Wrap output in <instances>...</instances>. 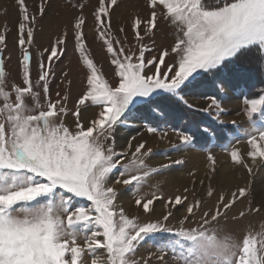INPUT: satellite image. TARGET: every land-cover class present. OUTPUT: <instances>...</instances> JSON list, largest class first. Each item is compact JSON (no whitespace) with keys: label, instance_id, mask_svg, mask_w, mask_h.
Here are the masks:
<instances>
[{"label":"snow or ice","instance_id":"6c2138e0","mask_svg":"<svg viewBox=\"0 0 264 264\" xmlns=\"http://www.w3.org/2000/svg\"><path fill=\"white\" fill-rule=\"evenodd\" d=\"M17 3L22 17L17 27L21 58L11 91L6 90L7 31L0 32V264H264V234L258 239L247 230L237 240L225 231L230 221L259 214L264 208V201L253 207L251 184L237 185L230 193L217 192L209 184L198 193L194 179L192 189L185 187L182 194L165 198L158 194L157 184L145 196L143 187L171 165L150 166L147 159L153 150L146 147L147 140L135 136L125 150L115 151L118 125L148 121L146 132L155 134L160 131L156 125L166 122L172 109L195 108L187 97L205 95L202 89L208 84L214 89L219 84L217 95L207 96L208 106L196 110L214 109L220 124L225 123L220 120L225 108L218 93L229 86V73L236 75L242 66L251 65L264 75V0H145L143 15L130 24L136 41L155 36L161 22L174 32L170 48L155 56L147 55L154 50V41L151 46L140 43L137 55L125 54L116 40L117 51L108 33L120 5L118 0H98L92 14L93 39L103 41L115 66L108 79L86 54L85 5H72L81 11L73 15L71 35L66 29L50 49H44L46 59L43 54L35 58V80L34 56L27 46L34 44L37 20L47 15L52 2L39 0L35 13L29 12L25 0ZM73 40L87 70L85 86L72 97V80H67L64 93L56 92L57 99H52L55 63ZM173 56L176 59L166 60ZM70 100H74L71 109ZM243 103L251 122L245 132L248 151L242 154L231 144L223 151L234 166L254 176V170L264 166V90ZM91 109L98 110L83 116ZM69 115L72 123L66 120ZM177 135L180 144H173V149L192 145L191 135L184 131ZM207 161L214 173L217 162L210 150ZM117 169L119 176L113 177ZM199 183L203 185L204 180ZM121 188L135 193L139 215L130 218L117 203ZM213 198L214 203L204 210L205 200ZM156 201H163L159 216ZM245 201V208L236 207ZM179 208L184 213L177 217ZM173 219L175 225L170 223ZM146 244L155 252L140 256Z\"/></svg>","mask_w":264,"mask_h":264},{"label":"rangeland","instance_id":"374dc122","mask_svg":"<svg viewBox=\"0 0 264 264\" xmlns=\"http://www.w3.org/2000/svg\"><path fill=\"white\" fill-rule=\"evenodd\" d=\"M51 2L52 7L47 11V15L44 18H38L37 20L36 27L34 29V44L32 46H27L28 50L32 52L34 56L32 71L33 79L35 80L38 78L35 58L43 54L44 58L46 59L48 53L45 52L44 49H50L51 45L60 35L63 34L66 29L71 35L70 24L72 22L73 15L78 14L81 11L79 8H73L72 5L79 4L85 5V8L83 9L86 18V27L84 31L88 36V40L86 41L88 44L86 54H88L89 57L97 63V66L101 69V71L106 73V68L114 69L115 66L111 64V57L106 52V48L103 46V41L99 39H93L95 26L92 14L94 13L96 6H98V0H51ZM144 3L145 0H118V4L120 5L119 8H115V6H113V8H115V12L111 17V31L108 33V35L113 40V46L117 49V51L119 50V45L115 43L116 40L121 41V44L125 49V54L135 52L138 55L140 43L151 46L153 41L155 42L154 50L150 54H147L151 56L157 55L161 49L166 47L170 48L172 45L174 41V32L163 22L160 23V31L156 32L155 36L145 37L142 42L136 41L130 24L131 20L137 15H143ZM25 4L27 5L30 13H35L38 8L39 0H25ZM47 16L51 18L54 17V25L52 28L46 27L44 24V20ZM21 19L22 17L19 11L17 0H0V32L7 31L8 39V49L4 53L7 65V91H11V84L14 82L15 75L18 70L19 58H21V49L17 45V27L18 22ZM121 27L125 29L124 32L120 31ZM125 37H127V39H125ZM9 56L11 57L10 62H8ZM173 59L176 58L174 56L171 58H166L168 62H171ZM107 60H109V62ZM252 68L254 69V67ZM86 71L87 70L83 65V61L80 58L79 52H77L74 48V40L69 41L66 51L55 63L56 75L55 78L50 82V93L52 99H57L55 95L56 92H60L61 94L64 93L68 87L67 80H72L71 95L72 97H76L77 93H79L85 86L84 74ZM63 72H67L69 74L67 78L62 75ZM111 74V71H109L105 78H110ZM228 79L230 81L229 86L226 89L220 90L218 93V98L221 100L222 106L225 108V113L221 115L220 120L225 121V123L220 124L219 120L216 118L214 109L210 110V112L196 110L208 106L210 101L207 99V96L217 95V90L220 88L219 84H217L215 89L212 86H206L204 89H202V91L205 92V95H193L187 97L189 102L195 105V108L187 109L183 106H179L172 109V115L168 118V120L156 125L160 129V131L157 133L149 134L146 132V125L148 121L138 120L124 122L118 125L115 129V141L117 130L122 128L132 134L131 137L135 136L138 137V140H147L148 142L146 147L148 148H150V146L152 147V143H154V141H156V144L158 142V146L155 145L152 147L153 155L147 159V163H149V165L152 167H159L162 164L158 165L157 163H154L153 160L161 159L164 162L163 164H170L171 166L166 171L164 170L161 174L155 175L156 177L154 176V178L157 179L158 177H163L165 175H169L170 173H174L173 171L180 172L182 174L184 173L185 175L189 174L185 172L187 167L185 156L192 152L198 162L197 171L200 169L201 173V179H199V176L197 178H191V182L194 179L197 182L195 187L198 193H202L209 184H211L217 192L223 191L225 193H230L231 191L235 190L237 185L244 186L245 184H251L254 187L255 196L253 207H259L261 202L264 201V194L260 195L257 193L256 188L259 186L264 190V166H258L254 170L255 175L248 176L246 170L232 164L230 156L227 152L223 151V148L231 144L234 147L240 148L242 154L248 151L245 132L250 129L251 122L248 120L247 116L244 115L243 109L245 105L243 101L245 98H257L261 93V90H264V88L261 86L257 87V84L255 83L254 86L256 87L251 89V91H248L245 86H242L245 83L243 79L246 80L247 77L239 76L238 74H236V76L228 77ZM262 81L264 82V80ZM240 84L242 87L238 88ZM260 84L264 86V84ZM0 103H2V100H0ZM73 104L74 100H70L68 107L71 109ZM190 112L201 114V117L194 116L196 119L193 117L191 123L187 124L186 121L188 120V115ZM156 114L161 116L163 121L162 114L159 112ZM258 119L259 117L257 115V120ZM66 120L68 123H72L71 121L73 120V117L69 115L66 117ZM232 121H235V123L233 124ZM259 126H261V124L257 123V127ZM205 129L208 131L205 132ZM178 131H184L186 134L192 136L193 140L191 146H181L179 150L172 148L173 144H180V140L177 135ZM237 138H239V143L236 142ZM138 140L135 142L133 141V144L135 145ZM108 143H111V141ZM209 150L211 151L212 155L215 156L217 162L216 171L214 173H212L207 167V154ZM115 151L117 154L122 152V150L117 148L116 142ZM174 157H178V160H182L183 163L179 165L172 164V159ZM130 158L131 157H129V159ZM223 173H226V176L228 177L230 176L229 178H238V181L235 183L233 182L231 185L226 181V184H224L223 181L221 182L219 177ZM208 174L211 176V180L208 179ZM112 175L113 177L119 176V169L114 171ZM203 179L204 184L201 185L199 181ZM155 185H157V183ZM180 187L181 186H177L176 188H159L158 194L163 193L165 198L174 194H182L183 188ZM192 187L193 184L191 183L189 189L191 190ZM153 190V186L148 190L149 192L144 188L141 190V195L148 196ZM258 196H263V198L260 199L261 202L257 201ZM192 199L193 197L189 193V201ZM83 203L86 204L87 202L84 201ZM117 203L122 206V204L118 201ZM157 203H161V208L164 209L163 201H156V208ZM213 203L214 198L212 201H208L206 199L203 206L204 210H207ZM246 206L247 201H245L244 204H237L236 207L245 208ZM178 213L183 214L184 208H179V211L176 212L177 217L182 216L178 215ZM129 214L130 218L139 215L138 211L136 213ZM199 214L200 213L198 212L196 218H198ZM231 215L232 213L230 212L229 216ZM140 219L144 220L145 217L141 215ZM170 223L175 225L176 220H170ZM247 230H250L251 233L256 235L258 239L260 238L261 234H264V208L261 209L259 214H251L247 218L239 219L238 222L230 221L225 228V231L230 232L237 240H239L242 234H244V232ZM149 251L155 252V249L151 248L150 244H146L140 249L139 254L140 256L147 257Z\"/></svg>","mask_w":264,"mask_h":264},{"label":"bare ground","instance_id":"6f19581e","mask_svg":"<svg viewBox=\"0 0 264 264\" xmlns=\"http://www.w3.org/2000/svg\"><path fill=\"white\" fill-rule=\"evenodd\" d=\"M44 24H45L46 27L52 28V26L54 25V17L51 18V17L47 16L45 18V20H44ZM98 56H99V54H98ZM107 61L109 62V60H107ZM110 69H112V68H109V69L106 68V73H108L110 71ZM75 87H77V86H75ZM94 111H96V109H91L88 112L83 113V116L90 117L93 114ZM131 135L132 134H130L129 132L125 131L122 128L117 130V132H116V141L115 142H116V146H117V148L119 150L123 151V150H125L127 148V141L131 138ZM157 144H158V142H157ZM157 144H156V141H154V143H152V147H154ZM152 147L150 146V148H152ZM185 158H186V161H187V163H186L187 167L185 169V172H187V173H193L194 172L195 173L194 177L197 178L199 176V179H201L200 169H198V171H197L198 162L196 160L195 155H193V153L190 152V153H188L187 156H185ZM172 160L173 161L178 160V157H174ZM153 162L157 163L158 165L164 163L161 159H156V160L154 159ZM224 170H226V169H224ZM173 172L174 173H170L167 176L166 175L163 176V177H158L157 176L158 179L153 177V179L149 180L148 184L145 185V187H143V189L145 188V190L148 191L156 183L159 185V188H162V189H164L165 187H167V188H176L177 186H181L180 188H183V190H184L185 187H188V188L190 187V185L192 183L191 182V178H193V176H190L189 174L185 175L184 173L182 174V173L176 172V171H173ZM219 177H220L221 182L223 181L224 184H226V181L230 185L233 182L235 183V182L238 181L237 180L238 178L237 179L229 178L230 176L229 177L226 176V173L221 174ZM256 191L260 195L264 194V190L262 188H260L259 186H257ZM134 195H135V193L133 191H130V190L126 189V188H121V195H120V198H119L118 202L122 204V206L124 207V209L126 210L127 213H131L132 214V213H136L137 212L136 206H135L134 201H133ZM261 198H263V196H258L257 201L261 202V200H260ZM156 209H157V216H158V214L160 215L164 211V209L161 208V203H157V208ZM178 215H182V214L178 213Z\"/></svg>","mask_w":264,"mask_h":264},{"label":"trees","instance_id":"16d2710c","mask_svg":"<svg viewBox=\"0 0 264 264\" xmlns=\"http://www.w3.org/2000/svg\"><path fill=\"white\" fill-rule=\"evenodd\" d=\"M254 67V66H252ZM251 67V65H248V66H242L241 70L239 71L238 75L239 76H244V77H247V79H243L244 80V85L242 86H245L246 89L248 91H251V89L255 88L256 86L255 83L257 84V87L258 86H261L264 88L263 85H261L260 83L264 84V82L262 80H264V76H262L261 74H259V72L256 70V68L254 67V69ZM232 76H236V75H233L232 73H229V76L228 77H232ZM209 80H211V77L209 76ZM262 82H261V81ZM206 86H212L211 84H208ZM241 84L238 86V88L242 87ZM177 111L179 112V110L177 109ZM193 112V111H192ZM190 112L189 115H188V120L186 121L187 124L188 123H191V121L193 120V117H201V114H197V113H192ZM192 114V115H191ZM194 117V118H195ZM196 119V118H195ZM184 125V124H182Z\"/></svg>","mask_w":264,"mask_h":264}]
</instances>
